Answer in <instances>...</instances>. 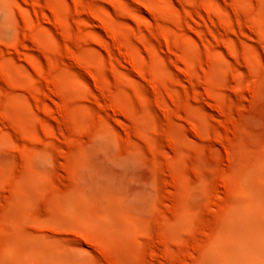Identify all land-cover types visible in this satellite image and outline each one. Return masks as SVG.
<instances>
[{"label": "rangeland", "instance_id": "1", "mask_svg": "<svg viewBox=\"0 0 264 264\" xmlns=\"http://www.w3.org/2000/svg\"><path fill=\"white\" fill-rule=\"evenodd\" d=\"M0 264H264V0H0Z\"/></svg>", "mask_w": 264, "mask_h": 264}]
</instances>
